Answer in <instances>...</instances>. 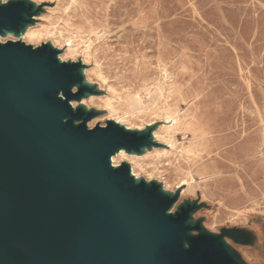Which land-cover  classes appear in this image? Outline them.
<instances>
[{"label": "rangeland", "instance_id": "rangeland-1", "mask_svg": "<svg viewBox=\"0 0 264 264\" xmlns=\"http://www.w3.org/2000/svg\"><path fill=\"white\" fill-rule=\"evenodd\" d=\"M33 1L43 9L31 25L50 35L31 45L51 42L65 61L84 62L97 89L72 101L101 110L88 126L118 117L154 127L159 143L124 149L119 164L176 195L172 212L197 204L192 222L205 231L244 234L227 240L247 264H264V0Z\"/></svg>", "mask_w": 264, "mask_h": 264}, {"label": "water", "instance_id": "water-1", "mask_svg": "<svg viewBox=\"0 0 264 264\" xmlns=\"http://www.w3.org/2000/svg\"><path fill=\"white\" fill-rule=\"evenodd\" d=\"M42 9L0 0V34H20ZM60 52L0 42V264H247L227 240L244 234L205 231L197 204L172 212L177 196L161 182L113 165L121 149L157 145L154 127H89L101 110L72 101L97 89Z\"/></svg>", "mask_w": 264, "mask_h": 264}, {"label": "bare ground", "instance_id": "bare-ground-1", "mask_svg": "<svg viewBox=\"0 0 264 264\" xmlns=\"http://www.w3.org/2000/svg\"><path fill=\"white\" fill-rule=\"evenodd\" d=\"M2 1V3L3 2H5L6 0H1ZM49 33H48V30H42V28H39L38 26H36V25H30V26H28L24 31H22L20 34H18V35H15L14 33H12V32H8L7 33V35L6 36H1L0 35V42H7L8 40H13V41H17V40H21V41H23V42H25V43H27V44H31V40H32V38L33 37H36V36H47ZM50 35V34H49ZM54 35V34H53ZM53 38V37H52ZM53 40V39H52ZM50 41V40H49ZM45 43V42H44ZM40 45V44H39ZM67 46H70V44H68ZM59 58L62 60V61H65L66 60V57H65V55L64 54H60L59 55ZM196 62V61H195ZM129 63V62H128ZM98 68V67H97ZM197 69H198V67H197ZM83 72V71H82ZM84 72L86 73V70H84ZM90 73V72H89ZM88 73V74H89ZM248 82V81H247ZM171 83V82H170ZM200 83V82H199ZM173 85V84H172ZM170 86V85H169ZM162 87V86H161ZM170 87H172V86H170ZM165 88V87H164ZM174 88V87H173ZM175 88H177V87H175ZM174 88V89H175ZM167 89V88H166ZM173 90V89H172ZM179 92V91H178ZM181 92V91H180ZM174 93V92H173ZM171 95V94H170ZM184 96V95H183ZM177 97H179V96H177ZM166 99H168V98H166ZM175 99H177V98H175ZM180 99V98H179ZM186 99V98H185ZM173 101V100H172ZM75 102H77V101H75ZM163 102V101H162ZM170 102V101H169ZM73 104V103H72ZM167 104V103H166ZM171 105V104H170ZM74 106V105H73ZM178 106V105H177ZM161 108V107H160ZM171 109H173V108H171ZM178 110V109H177ZM177 110H175V113L177 112ZM160 111V110H159ZM172 112V111H171ZM189 113V112H188ZM196 113V112H195ZM161 114V113H160ZM178 114V113H177ZM186 115V114H185ZM187 116V115H186ZM189 116V115H188ZM183 117H184V115H183ZM110 118H112L113 120H115L116 122H121L119 119H118V117L117 118H114V117H110ZM182 118V117H181ZM186 118V117H185ZM189 118V117H188ZM201 118V117H200ZM188 120V119H187ZM193 120V119H192ZM191 120V121H192ZM162 121V120H161ZM197 121V120H196ZM195 121V122H196ZM171 122H173V124L175 123V124H178V121H177V118H175V117H172L171 115H167L166 117H165V123H171ZM198 122V121H197ZM204 122V121H203ZM180 123V125H178L176 128L177 129H181V130H184V129H187V128H189L190 126H189V122H187L186 120L185 121H183L182 123L181 122H179ZM201 123V122H200ZM192 124V123H191ZM208 124V123H207ZM130 125V124H129ZM129 125H126V127L128 128V129H132V127L131 126H129ZM193 125V124H192ZM197 125V124H196ZM206 125V124H205ZM167 127H169V126H167ZM193 127V126H192ZM163 128V127H162ZM196 128V127H195ZM204 128V127H203ZM207 128V127H206ZM176 129V130H177ZM192 129V128H191ZM194 129V128H193ZM199 129V128H198ZM197 129V130H198ZM175 130V131H176ZM196 130V129H195ZM171 131V130H170ZM187 132V131H186ZM174 133V132H173ZM200 133H202V132H200ZM168 134H169V132H168ZM176 134V133H175ZM186 134V133H185ZM190 134V133H189ZM204 135V134H203ZM209 135V134H208ZM198 136V135H197ZM200 136V135H199ZM176 137H178V136H176ZM186 138V137H185ZM189 138V137H188ZM198 138V137H197ZM207 138V137H206ZM208 140V139H207ZM160 141V140H159ZM201 141V140H200ZM184 142V141H183ZM187 142V141H186ZM183 144V143H182ZM197 144H199V143H197ZM196 144V145H197ZM193 145V144H192ZM201 145V144H200ZM199 146V145H198ZM197 146V147H198ZM168 147H170V146H168ZM184 147V146H183ZM194 147V146H193ZM199 149V148H198ZM156 150V149H155ZM165 150V149H164ZM181 150V149H180ZM201 150V149H200ZM166 151V150H165ZM192 151H194V150H192ZM190 153V152H189ZM189 153H187V154H189ZM251 154V153H250ZM124 155H126V151L124 150V149H121L119 152H117L115 155H113L112 156V163H113V165L114 166H119L120 164H119V162L116 160V158L117 157H120V156H124ZM255 155V154H254ZM140 157V156H139ZM138 158V157H137ZM140 162V161H139ZM136 163H138V162H136ZM134 165V164H133ZM131 171H132V174L137 178V179H139V175H138V173L135 171V169H134V167H132V169H131ZM190 177V176H189ZM188 185L189 186V182H188V180H186V179H184V180H182L181 179V184L179 185V187H182V186H184V185ZM165 189H166V187H165ZM185 191V190H184ZM195 200V199H194ZM200 213V212H199Z\"/></svg>", "mask_w": 264, "mask_h": 264}]
</instances>
